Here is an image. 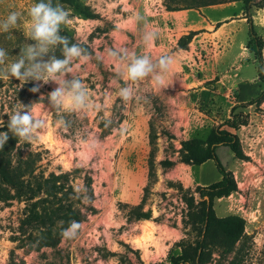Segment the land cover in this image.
Returning <instances> with one entry per match:
<instances>
[{"label":"rangeland","instance_id":"obj_1","mask_svg":"<svg viewBox=\"0 0 264 264\" xmlns=\"http://www.w3.org/2000/svg\"><path fill=\"white\" fill-rule=\"evenodd\" d=\"M263 1L249 0L248 20L241 0L178 10H167L164 0H79L94 18L59 3L69 13L60 34L66 32L85 53L72 60L65 79L82 82L86 106L73 109L67 100L59 106L50 103L54 81L0 79L3 126L22 105L43 121L31 141L18 143L22 156L31 153L36 160L34 173L24 180L34 192L0 202V264L168 262L179 252L177 241L196 239L184 224V197L197 203V188L220 179L211 160L203 165L182 162V142L204 139L213 128L237 135L243 158L226 147L216 149L235 190L215 198L212 208L217 217H241L243 231L234 253L212 246L206 264H229L234 255L242 264H264V99L250 103L264 87L252 51L257 44L264 75ZM35 2L0 0V22L11 11L21 13L14 27L0 31V48L7 52L0 67L15 61L26 43H34L25 33L27 12ZM137 13L146 17V24L133 23ZM145 27L158 32L151 43L143 40ZM117 49L129 56L171 57L164 76L168 85L162 87L153 76L128 80V59L110 55ZM51 54L63 58L56 46ZM36 85L38 91H31ZM125 87L133 91L129 100L120 95ZM226 120L234 126L224 125ZM51 174L65 177L46 182ZM68 187L73 191L66 192ZM142 198L150 217L129 218V208ZM67 206L79 219L64 229L72 222L80 228L66 239L64 229L58 233L52 227L50 244L43 234L53 224L48 218L58 208L64 211L55 212L54 220L68 214Z\"/></svg>","mask_w":264,"mask_h":264},{"label":"trees","instance_id":"obj_2","mask_svg":"<svg viewBox=\"0 0 264 264\" xmlns=\"http://www.w3.org/2000/svg\"><path fill=\"white\" fill-rule=\"evenodd\" d=\"M58 3H63L78 11L84 18H94L96 14L91 10L81 5L79 0H53ZM225 1V0H224ZM239 1V0H233ZM243 3V9L245 17L248 20L249 0H241ZM221 0H164V5L167 10H178L184 8H199L202 6L220 3ZM261 6H264V1L261 2ZM249 21V32H250ZM68 38L70 43H74V40L64 32L61 34ZM81 47V46H80ZM252 51L255 53L258 59L259 77L264 83V75L262 73L263 66L260 58V52L257 44L252 46ZM62 49L61 46H56V52ZM264 99V87L262 91L253 99L250 103H260ZM224 125L233 127L234 124L229 120L224 122ZM0 131H7V126L0 127ZM20 139L12 136L9 133V139L5 143L2 150H0V202H8L15 197H19L20 193L34 192L33 187L24 186V180L27 176L32 175L35 171L36 160L31 157V153L25 156L21 155L19 151L18 143ZM228 148L236 158H243L242 149L239 143L237 135L226 129L213 128L211 129L204 139L192 138L188 141L182 142L181 145V160L185 163H191L193 165H200L207 160H211L220 175V179L207 185L199 186L198 190V202L195 203L192 196H185L186 214H185V226L189 227V230L196 234L194 242H187L186 240H179L175 243V246L179 248V252L171 255L168 262L160 264H206L211 256V247L215 246L219 248L223 254L234 253L235 244L243 231V219L236 215H229L225 217H217L213 210V201L215 198L228 196L235 190V182L231 174H229L222 166L219 156L216 152L218 147ZM16 151V153H15ZM65 177V174H51L50 178L46 182L55 183ZM35 183H38V179L33 177ZM59 189H64L63 186ZM66 192L73 191L71 187L65 190ZM143 201L131 206L128 210L129 218L133 219H148L150 217V210H143ZM58 208L54 210L48 220H52L53 224L47 226L43 234L50 238V244H54L52 227L56 232H61L64 225L69 224L73 219L78 220V214L70 206H67L65 210L68 214L57 217L56 220L60 221V225H55V216L53 214L58 211L61 213L63 210ZM135 253H138L135 250ZM159 264V263H155ZM229 264H242V259L237 258L236 255L229 261Z\"/></svg>","mask_w":264,"mask_h":264},{"label":"clouds","instance_id":"obj_3","mask_svg":"<svg viewBox=\"0 0 264 264\" xmlns=\"http://www.w3.org/2000/svg\"><path fill=\"white\" fill-rule=\"evenodd\" d=\"M27 14L30 17V23L27 26L25 37L34 43H26L15 61L6 67H0V79L16 78L22 83L28 80L45 83L54 81L57 87L48 94L50 103L59 106L67 100L70 102L69 107L73 109L85 107L87 94L82 82L72 77L65 79L72 60L85 55L84 50L78 44L70 43L67 37L60 34L61 25L68 18V11L59 3L54 4L53 0H37L28 9ZM20 16L21 13L18 11L9 12L6 19L0 22V31H8L14 27ZM138 22L146 24V17L137 13L133 23ZM157 37L158 32L155 28L145 27L143 40L146 43L153 42ZM57 45L62 47L63 58H57L51 54ZM110 55L114 58L124 56L128 59L126 66L128 80L139 81L145 77L153 76L162 87L168 85L164 76L170 71L171 57L160 56L153 59L148 55L135 53L129 56L126 50L120 49L112 50ZM45 56L48 57L46 60ZM6 57L7 52L0 48V65H4ZM39 87L40 85H36L31 91L36 92ZM120 95L123 99L129 100L133 96V91L131 88L125 87L121 89ZM25 108L26 111H22ZM3 123L0 120V127L3 126ZM42 126L43 121L35 116L28 106L22 105L8 116L7 131H0V150L9 139V133L22 142H29L33 138L34 132ZM79 228L78 223L72 222L68 228L64 229L62 235L66 239L73 238Z\"/></svg>","mask_w":264,"mask_h":264},{"label":"crops","instance_id":"obj_4","mask_svg":"<svg viewBox=\"0 0 264 264\" xmlns=\"http://www.w3.org/2000/svg\"><path fill=\"white\" fill-rule=\"evenodd\" d=\"M226 24H227V23H224V25H226ZM245 82H247L246 79H244V78H240V83H245ZM205 163H208V161L202 163V165L205 164ZM188 168H189V170H190V167H188Z\"/></svg>","mask_w":264,"mask_h":264},{"label":"built area","instance_id":"obj_5","mask_svg":"<svg viewBox=\"0 0 264 264\" xmlns=\"http://www.w3.org/2000/svg\"><path fill=\"white\" fill-rule=\"evenodd\" d=\"M178 200H179V204H180V206L183 207V203H182V201H181L180 199H178Z\"/></svg>","mask_w":264,"mask_h":264}]
</instances>
